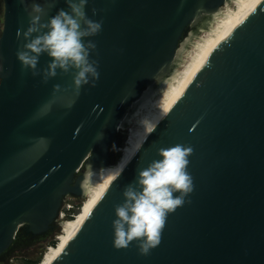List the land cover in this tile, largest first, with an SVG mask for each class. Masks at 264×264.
Returning <instances> with one entry per match:
<instances>
[{
    "label": "water",
    "instance_id": "obj_1",
    "mask_svg": "<svg viewBox=\"0 0 264 264\" xmlns=\"http://www.w3.org/2000/svg\"><path fill=\"white\" fill-rule=\"evenodd\" d=\"M0 42V257L20 232L55 226L67 197H82L86 164L111 165L124 116L169 72L180 43L202 15L226 0H88L102 22L90 59L99 78L80 88L73 72L45 82L17 58L31 8L43 20L67 0H5ZM95 10V14L93 13ZM21 30L20 38L17 30ZM46 31V29H45ZM50 58H39L37 70ZM192 148L193 190L168 215L147 256L136 242L113 247L115 206L158 149ZM175 195H178L176 193ZM54 264H264V0H255L214 46L176 105L146 138Z\"/></svg>",
    "mask_w": 264,
    "mask_h": 264
},
{
    "label": "clouds",
    "instance_id": "obj_2",
    "mask_svg": "<svg viewBox=\"0 0 264 264\" xmlns=\"http://www.w3.org/2000/svg\"><path fill=\"white\" fill-rule=\"evenodd\" d=\"M69 10L61 9L47 21L39 4L31 8L29 25L22 35L23 48L17 51V58L24 69L33 75H41L45 82L62 73L73 72V84L80 88L99 78L97 62L90 59L96 45L86 38L99 34L102 22L87 16L88 0H67ZM95 14V10H93ZM46 29V31H45ZM21 30H17L20 38ZM46 54L50 61L42 73L37 70L39 58ZM147 138L156 125L142 121ZM120 127L117 126V130ZM117 151L116 145L112 146ZM190 146L175 144L158 149L160 159L153 160L147 167L139 169L134 182L123 190V202L115 206L113 247L128 249L136 242L140 255L147 256L161 242L162 231L169 214L185 203V197L193 190L192 177L187 171ZM117 175L122 174L119 164ZM91 173L86 174L83 186L88 187ZM178 193V195H175Z\"/></svg>",
    "mask_w": 264,
    "mask_h": 264
},
{
    "label": "bare ground",
    "instance_id": "obj_3",
    "mask_svg": "<svg viewBox=\"0 0 264 264\" xmlns=\"http://www.w3.org/2000/svg\"><path fill=\"white\" fill-rule=\"evenodd\" d=\"M254 1L255 0H226L225 5L227 10L225 13L223 12V7L212 14H204L200 19L198 18L196 20L192 28H198V32L199 30L206 29L207 33L205 36L197 38L198 40L193 43L195 50L188 54V60L187 58L185 59L187 60V64L184 70L176 71L175 66L178 64L177 61H180L182 53L185 52L188 46L187 44H191L192 37L195 35L194 33L191 37H188L187 43H183V48L178 50L171 70L156 78V80L148 86V90L143 92L141 97L132 104L131 110L124 116L120 129L124 130L133 119L137 121L138 128H133V130L130 129V138L128 137L129 140H127L125 147L122 149V158L116 164L107 167L95 168L89 166L90 164L88 165L87 174L91 173L89 185L85 188L82 183V190L84 191L83 196L87 195L86 198L88 202L80 216L71 220H63V224L61 223L62 234L58 236V244L48 248L39 264L55 263L67 244L81 229L98 201L118 177L117 173L119 169L115 166L119 164L120 167L124 169L146 141L142 121L147 120L156 125L155 129L162 123L181 98L195 73L208 57L214 46L218 44L228 30L240 18L243 10ZM231 3H233L235 9L230 8ZM162 91L163 94L155 100L156 102L153 101L155 95Z\"/></svg>",
    "mask_w": 264,
    "mask_h": 264
},
{
    "label": "rangeland",
    "instance_id": "obj_4",
    "mask_svg": "<svg viewBox=\"0 0 264 264\" xmlns=\"http://www.w3.org/2000/svg\"><path fill=\"white\" fill-rule=\"evenodd\" d=\"M231 4H230V8L235 9V6L233 5V3ZM223 7H224L223 12L225 13L227 10L226 5H224ZM212 26H215V25H212ZM197 30L198 28H195V29L191 28L188 31V33L185 35V37L183 38L182 42L180 43L179 49H182L184 45L183 43H187L189 39L188 37H191L193 33L195 34L192 37L191 44H187L188 46L185 52L182 53L181 55L182 58L180 57V61L179 60L177 61L178 64L175 66L176 71L184 70V67L187 64L188 54L192 53L195 50V48L193 47V43H195V41L198 40L197 38H201L205 36L207 33L206 29L199 30V32ZM186 58L187 60H185ZM148 88L149 87H146L144 92L147 91ZM162 94H163V91L160 93H157L153 101L157 100ZM129 124L127 125L128 128L125 127L126 130L120 129V132L117 136L115 145L118 150L113 151V148L111 149V158H112L111 165L116 164L122 158V149L125 147L127 140H129L130 138V134H129L130 129L133 130V128L134 129L138 128V123L135 119H133ZM86 166H87L86 170L88 172V164H86ZM86 197L87 195L79 197V198L73 197V196L67 197L63 205V208H62L65 216L64 218H60V217L58 218V221L55 223V226H56L55 230L51 232L50 234H48L45 238L41 240H37L36 242L29 243L28 241L27 242L21 241L15 244V246L11 248V250L8 251L7 254L3 255V257L0 260V264H25L27 260L35 261L37 264H39L43 255L48 250V248L51 246H56L58 244V236L62 234L61 225L64 222L63 220H71V219H74L75 217H78L76 215H79L83 211L85 205L88 202V199ZM69 205L73 207L71 210H68Z\"/></svg>",
    "mask_w": 264,
    "mask_h": 264
},
{
    "label": "trees",
    "instance_id": "obj_5",
    "mask_svg": "<svg viewBox=\"0 0 264 264\" xmlns=\"http://www.w3.org/2000/svg\"><path fill=\"white\" fill-rule=\"evenodd\" d=\"M114 144H115V142H114ZM81 214H82V212L79 215H76V216H80ZM55 227L56 226H54V228L52 230H50L49 232H47L46 234H44L42 236H39V237H32V236L27 235L25 232L22 231V232H20L18 234V236H17V238H16V240L13 243V245H12L11 248H13L15 246V244H17V243H19L21 241H26V242L28 241L29 243H31V242H36L37 240H41V239L45 238L48 234H50L51 232H53L55 230ZM11 248L8 251H10ZM7 252L5 254H7ZM2 257H3V255L0 257V260H1ZM25 264H37V263L35 261L27 260L25 262Z\"/></svg>",
    "mask_w": 264,
    "mask_h": 264
},
{
    "label": "flooded vegetation",
    "instance_id": "obj_6",
    "mask_svg": "<svg viewBox=\"0 0 264 264\" xmlns=\"http://www.w3.org/2000/svg\"><path fill=\"white\" fill-rule=\"evenodd\" d=\"M5 20H6V3L5 0H0V42L2 40L5 30ZM0 70H1V66H0Z\"/></svg>",
    "mask_w": 264,
    "mask_h": 264
},
{
    "label": "built area",
    "instance_id": "obj_7",
    "mask_svg": "<svg viewBox=\"0 0 264 264\" xmlns=\"http://www.w3.org/2000/svg\"><path fill=\"white\" fill-rule=\"evenodd\" d=\"M66 201V200H65ZM65 203V202H64ZM73 207L71 206V205H69V207H68V210H71ZM62 212H60V218H64V216H65V214H64V212H63V209L61 210Z\"/></svg>",
    "mask_w": 264,
    "mask_h": 264
}]
</instances>
